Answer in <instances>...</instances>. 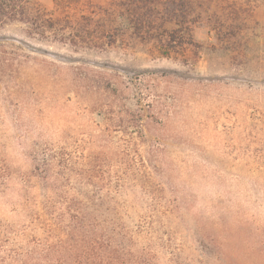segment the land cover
<instances>
[{
	"label": "rangeland",
	"instance_id": "obj_1",
	"mask_svg": "<svg viewBox=\"0 0 264 264\" xmlns=\"http://www.w3.org/2000/svg\"><path fill=\"white\" fill-rule=\"evenodd\" d=\"M23 1L59 36L0 12V145L12 172L0 220L19 229L33 214L41 232L52 198L72 200L78 174L90 185L87 158L102 166V145L115 159L136 138L164 208L130 190V216H153L181 264L204 261L212 236L219 254L239 222L264 242V0ZM46 151L69 155L73 172L48 174ZM230 245L225 263L246 264Z\"/></svg>",
	"mask_w": 264,
	"mask_h": 264
},
{
	"label": "trees",
	"instance_id": "obj_2",
	"mask_svg": "<svg viewBox=\"0 0 264 264\" xmlns=\"http://www.w3.org/2000/svg\"><path fill=\"white\" fill-rule=\"evenodd\" d=\"M64 7L71 10V0H65ZM34 11L27 1L0 0V12L4 13V17H18L28 28L37 27L42 35L59 36L55 25L48 26L53 21L36 18ZM137 22L143 26L146 23L141 18ZM67 25H75L79 29L85 26L83 22L75 23L71 19H68ZM61 35L67 37L65 33ZM142 127L143 124L139 123V128ZM106 147L102 145L105 159L102 166L96 165L92 158H87L85 163L89 180L95 179V182L89 181L90 185H82L81 174L76 175L81 190L72 189V200L60 202L59 207L55 198H52L50 205L53 213L50 218L53 221L51 225H42L41 232H31L37 219L33 214L28 223L19 229L0 220V264H181L184 254L182 248L171 249V240L160 234L153 216L149 220L140 218L137 222L131 218L130 207L124 198L128 191L134 190L144 196L143 204L148 209L164 208V203L160 205V200L155 198L157 178L144 155L140 140L131 138L118 144L115 159L110 157ZM50 151L54 154L56 150ZM45 153L47 151L43 158L53 155ZM70 158L62 153V156L44 159L49 167L47 173L52 169L55 172L56 166L73 172L69 169L73 165ZM110 161L113 165H109ZM11 176L0 145V195L7 189ZM53 193L56 197L60 190L54 187ZM22 204L26 206L29 202L23 198ZM234 229L241 231L237 234H220L223 237L217 240L221 247L219 254H214L211 248L216 238H207L209 246L205 252L201 250L198 254L200 259H205L196 262L226 264L230 259L224 249L227 245L232 246V243L233 248L242 245V248L233 250L235 258L246 257V264H264V242L258 239L261 230L254 226L247 227L246 224L244 231L240 222ZM189 262L193 264L194 260Z\"/></svg>",
	"mask_w": 264,
	"mask_h": 264
}]
</instances>
